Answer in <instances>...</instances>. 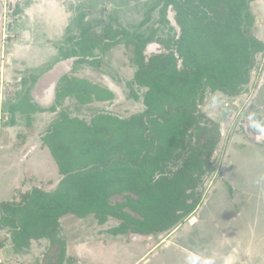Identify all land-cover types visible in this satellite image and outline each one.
I'll use <instances>...</instances> for the list:
<instances>
[{"label": "trees", "instance_id": "obj_1", "mask_svg": "<svg viewBox=\"0 0 264 264\" xmlns=\"http://www.w3.org/2000/svg\"><path fill=\"white\" fill-rule=\"evenodd\" d=\"M252 1L156 0L148 12L159 8L160 22L172 31L166 38L157 35L158 27L145 35L107 24L97 33L79 13L74 22L78 35L67 36L70 47H57L56 62L74 58L77 64L96 66L98 54L131 45V84L145 88L144 108L127 117L101 111L89 120L58 112L41 136L61 175L57 186L33 187L19 200L0 202V230L10 233L14 252L45 238L49 244L41 264H77L67 259L60 234L59 220L66 214L94 215L100 224L117 220L109 231L136 239L172 229L198 207L199 189L215 170L212 154L220 138L219 123L200 109L205 92L238 95L249 83L256 53L264 51V42L248 28ZM149 19L148 14L142 24ZM152 43L159 49L146 54ZM36 81L32 76L10 105L11 111L27 115V123L36 112L57 111L55 105L40 108L31 101L29 90ZM80 82L57 87L55 103L70 96L80 104L113 100L110 89ZM118 195L124 199L112 202Z\"/></svg>", "mask_w": 264, "mask_h": 264}, {"label": "rangeland", "instance_id": "obj_2", "mask_svg": "<svg viewBox=\"0 0 264 264\" xmlns=\"http://www.w3.org/2000/svg\"><path fill=\"white\" fill-rule=\"evenodd\" d=\"M155 1L0 0V94L3 83L19 88L22 76L26 77L27 84L30 83L32 76H35L28 71L20 72V62L29 60L37 66V72L52 68L58 57L57 55L54 59L51 56L52 51L58 46L70 47L71 43L66 42L67 36L78 35L74 22L81 12L97 33H102L107 24L145 35L158 27L157 35L166 38L172 31L160 22L159 8L148 12ZM249 11L250 33L264 42V0L250 2ZM148 14L149 21L142 24V20ZM173 15L172 11L168 12L172 25L175 22ZM158 49V44L152 43L147 45L145 52L150 54ZM22 52H25V55ZM132 54V46L121 43L106 53L98 54L96 66L77 64L74 58L64 61L66 76L62 77L58 87L89 80L112 90L113 100L99 104H80L70 96L60 104L53 102L52 105L43 107L49 109L55 105L57 111L39 112L33 118L34 127L30 132L34 134L35 142L43 146L41 135L58 117L60 110L86 120L101 111L120 117L141 111L144 108L142 97L145 88L131 84L135 72V66L131 61ZM21 55L25 56L23 61H20ZM250 72L253 73L252 79L249 78L251 82L249 81V86L245 89L243 87L236 102L233 96L221 91H216L213 96L208 89L205 92L203 108L200 109L208 118L219 123L220 138L212 154L215 170L205 177L204 184L199 189L202 200L197 211L182 221L185 223L173 239L169 240L170 244L158 248L154 247V244L149 245L147 240L143 242L126 240L125 235L109 231L108 228H115L119 224V221L114 219H109L106 224L98 227L99 223L94 215L79 218L73 214H66L59 220L61 229L63 227L60 234L67 238L73 247L72 251L77 250L80 253V264H205L203 261L208 259L213 261L224 256L233 257L234 248L238 247L239 243L243 246L250 244L252 259L264 264V143L259 144L243 137L246 141L243 139L242 142L234 141L230 155L225 158L223 156L225 147L231 139L232 129L236 128L235 120L228 119L229 110L238 108L240 113L247 109L252 105L258 89L264 84V51L255 55L254 66ZM21 87L23 88V85ZM135 95L138 99H135ZM225 101L230 102V109L222 108ZM9 102L4 103L0 110V132L3 128L7 130V126L16 121L9 111ZM220 120L223 121L222 125ZM9 132L12 139L6 135L0 140V202L19 200L21 193L33 187L44 190L52 188L61 175L50 150L44 146L40 153L33 155L31 167L26 166L23 169L19 156L16 155L17 146H13L14 133ZM18 141L22 142L21 139ZM27 152L28 150L23 156ZM222 164L225 166L221 170V175L214 178L217 168L219 169ZM18 174L21 183L14 192L12 176ZM211 179L213 180L210 184ZM123 199L122 195H118L112 197L111 201ZM192 217L198 220L190 221ZM168 233L169 231L161 232L160 236L156 235L159 236L156 242H163ZM145 253L146 261L141 258ZM41 262L42 259L40 264Z\"/></svg>", "mask_w": 264, "mask_h": 264}, {"label": "crops", "instance_id": "obj_3", "mask_svg": "<svg viewBox=\"0 0 264 264\" xmlns=\"http://www.w3.org/2000/svg\"><path fill=\"white\" fill-rule=\"evenodd\" d=\"M67 26H69V24ZM17 39L19 40V37ZM25 40H27V39H25ZM20 44H23V43H20ZM56 48H55V51L52 49L53 51L51 54V56L54 57V59L58 55V50ZM22 53L25 55V52H22ZM24 57L25 56L21 55L20 61H23ZM11 58H12V56H11ZM13 58H14V55H13ZM61 62L62 61L56 62V63H54L52 68L48 67V69H46L45 71H40V72L36 71L37 66H35V64H33L32 62H29V60L24 61V63L20 62V67H21L20 72L28 71L31 74L34 73L36 78H37L36 83L31 85V87H30L29 95H30L31 101L40 108L50 106V105H52L53 102L55 103V94H56V88L58 87V80H59L60 76L65 75V73H66V72H64L65 71L64 61L62 63ZM16 72H18V71H16ZM14 74H15V72H14ZM252 74H253L252 72H249V78L251 77V79H252ZM263 75H264V72H263ZM23 77L24 76H22V78ZM24 78H26V77H24ZM251 79H249L250 82H251ZM263 82H264V80H263ZM249 83L244 86V89L249 86ZM22 85H23V88L21 87ZM17 86H18V84H17ZM19 86L20 87L18 88V87H13L12 85H8V84L6 85L4 83L1 86L2 93L0 95H2V96H0V110H2V106H4V103H8L10 101L8 104L9 105V111L13 114L16 121L14 123H12L11 126H7V128H6L7 130H5L3 128V130L0 132V140L1 139L3 140V137L6 135L8 138L10 137L9 139H12L9 131H12V133H14L13 137L15 139V143L13 146H15V147L17 146L16 155L19 156V159L22 163V168L24 169L26 166L31 167V159L33 158V155L36 154L37 152L40 153L44 149L43 148L44 146H41V144H39V142H35L34 134L32 132H30V130L34 127L32 120H33V118L36 117V115L39 112L32 114L31 115V122L27 123V115L26 114H23L20 111H14L13 112L10 110V105L13 103H16L18 101L19 97L24 92L26 87L29 86V84H27V83L23 84L20 81ZM106 88H108V87H106ZM215 92L209 91V93L212 94V96ZM237 96L238 95L233 96V99L235 102L237 101ZM104 102L105 101L93 102V103L99 104V103H104ZM230 106H231L230 102L225 101L224 106L222 108L223 109L224 108L230 109ZM200 107L203 108V103ZM229 111L230 112L228 114V119L229 120H231V119L235 120L236 128L232 129V132L230 134L231 139H230L227 147H225V150H224V154H223L224 158L228 157L230 155V153L232 152V150H231L232 143L234 141H235V143L236 142H242L243 137L244 138L247 137L248 139H250L256 143H259V144L264 143V84L258 89L256 95L253 97L251 106H249L247 109H245L243 111H240V113H239L238 108H234V110H229ZM226 121H224V122H226ZM220 124L221 125L223 124L222 120H220ZM47 128L48 127H46V129ZM250 129L259 133L258 140H254L250 136V134H249ZM19 139H21L22 142L21 141L19 142L18 141ZM244 141H246V140H244ZM26 150H28V152L25 156H23V154L25 153ZM223 164L219 167V169L217 168L216 176L214 178H217L221 175V173H222L221 170L225 166ZM12 179L14 180V183H13L14 185L12 187V190L14 191L15 188H18L20 186L21 178H20V175L18 174V176H12ZM60 179H61V177H60ZM60 179L49 190L54 189L57 186ZM213 179H211L209 181L210 184H211V181ZM24 187L25 186H23V189H25ZM198 207H199V205H198ZM198 207L194 211H197ZM194 220L197 221L198 218L195 217V218H193L192 221H194ZM190 221H191V219H190ZM107 222H108V220L103 224H106ZM184 223L185 222H181L178 225H176L175 227H173L172 229L168 230L169 233L166 236L167 238L166 239L163 238L164 239V240L162 239L163 242H161V241L156 242L158 240L159 236L161 235L160 234L161 232L148 235L147 236L148 238H145L146 237L145 235H141L136 239H131L129 234H127V235L120 234V235H125L126 240H131L134 242H143V241L147 240V243H149V245L154 244L153 245L154 247H156V246L158 248L160 246L165 247V246H168L170 244L169 240L173 239L176 232L182 227V224H184ZM100 225L101 224L99 223L97 226L99 227ZM62 229H63V227H62ZM108 229L110 230V228H108ZM165 232H167V231H165ZM158 234H159V236H156ZM63 235L64 234H62V237H64ZM64 239H66V250H67L66 257H67V259L68 260L73 259L74 261H76L77 264H80V256H79L80 253L77 250H75V252L72 251L73 247H71V244L68 242L67 238L64 237ZM151 241H152V243H151ZM48 244H49V241L45 238L40 239L38 241L32 240L30 247L28 249H25L22 252L16 253V252H14L13 247H12V243H11V239H10V233L7 232L6 230H0V264H40V260L43 258V254H44ZM79 244L82 245V243H79ZM233 253H234V256L231 258L224 256L222 259H217V260L215 259L213 261L206 258L208 260H205L203 262L205 264H262V263H259L258 261H254L252 259L251 245L250 244H248V246H243L241 243H239V246L234 248ZM146 256H147V254L145 253L141 258H143L146 261L147 260ZM64 264H69V263L66 261Z\"/></svg>", "mask_w": 264, "mask_h": 264}, {"label": "water", "instance_id": "obj_4", "mask_svg": "<svg viewBox=\"0 0 264 264\" xmlns=\"http://www.w3.org/2000/svg\"><path fill=\"white\" fill-rule=\"evenodd\" d=\"M174 24H175V22H174ZM174 24H173V25H174ZM7 59H8V62H10V56H8ZM249 134H250V136H251L254 140H258L259 133H257V132H255L254 130L250 129V130H249ZM192 220H193V218H191V221H192Z\"/></svg>", "mask_w": 264, "mask_h": 264}]
</instances>
